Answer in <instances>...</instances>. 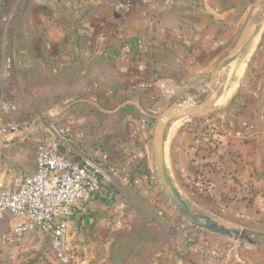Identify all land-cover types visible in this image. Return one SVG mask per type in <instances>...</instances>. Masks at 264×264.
Masks as SVG:
<instances>
[{"label":"crops","instance_id":"0c3cea01","mask_svg":"<svg viewBox=\"0 0 264 264\" xmlns=\"http://www.w3.org/2000/svg\"><path fill=\"white\" fill-rule=\"evenodd\" d=\"M263 3L264 0L32 1L29 12L34 32L29 38L33 43L43 44L45 57L57 60L56 69L103 55L107 62L104 67L113 73V78L104 76L98 98L75 99L68 105L65 100L56 101L47 106V112L38 120L29 121L15 131L11 127L0 130V184L20 180L35 171L37 144L48 136L49 126L42 125L43 117H52L61 125L71 106L82 102L105 117L98 126L100 141L93 146L89 126L84 127L85 133L79 127L82 123L87 125L88 119L70 112L68 124L76 122V125L73 129L71 125L64 126L71 131L72 140L61 151L71 159H77L81 152L95 157L106 153L122 171L114 183H132L144 189L147 138L152 132L151 121L159 114L160 100L186 89L192 79L199 80V84L207 81L218 61L234 46L247 20L262 9ZM252 48L236 95L229 103L230 109L220 121L202 130L194 126L178 129L184 119L180 117L170 125L166 136L170 138L165 151L169 155L168 176L177 185L186 183L185 195L196 206L240 225L264 220V25ZM222 76L223 70L218 77L220 81ZM236 84L225 102H229ZM188 89L197 91L198 85ZM224 103L213 105L212 111ZM117 113L128 129L124 136L113 133L112 122L106 120ZM84 140L86 149L79 144ZM145 199H149L148 195ZM97 201L100 200L88 205L85 214L76 213L70 226L73 230L80 225L82 237L79 239L72 231V242L89 240L92 222L101 227L105 217L110 221L111 212L109 217L87 214L90 206L98 205ZM22 222L25 219L0 217V236ZM39 235L28 234L25 241ZM178 235L168 230L164 233L172 264H217L207 255L190 251L189 245L196 242L187 231ZM199 241L221 251L236 250L244 264H264V248L237 247L221 237L203 234H199ZM32 246L40 249L41 242ZM13 248L0 244V259L13 258ZM86 250H83L86 254L92 252L93 247ZM229 262L241 264L233 259Z\"/></svg>","mask_w":264,"mask_h":264},{"label":"rangeland","instance_id":"374dc122","mask_svg":"<svg viewBox=\"0 0 264 264\" xmlns=\"http://www.w3.org/2000/svg\"><path fill=\"white\" fill-rule=\"evenodd\" d=\"M32 1L34 0H0V130L14 126L18 129L32 122V120H38L47 112L46 107L53 101L65 100V104H67L75 99L82 101L88 97L91 99L94 96L98 98L104 86V76L113 78V73L111 75V71L104 67L106 61L103 55H98L88 62H80L56 69L57 60L54 57H45L42 52L43 44L33 43L29 38L30 33L33 34L34 32L30 26L34 24L31 20V12H29V5ZM105 65L107 66V64ZM245 71L246 65L228 103L225 102L222 107L207 114L184 117L177 128L185 129L194 126L195 129L202 130V127L208 128L214 122L220 121L226 111L230 109L229 103L236 95L238 83ZM195 85H198V90L192 89L190 92L188 88H194ZM105 86L109 87L108 84ZM76 91L80 92L76 93ZM207 93L208 80L199 84V80L192 79L190 86L186 84V89L172 93L171 98L160 100L159 114L156 116H159L167 107L180 102L197 106ZM195 94L201 95L202 99L194 101L193 96ZM70 111L69 109V113L64 117L63 124H60L61 126L71 125L73 129L76 122L68 124V121H71L68 120ZM43 118L45 121L42 125L56 124L52 117ZM155 121L156 119L151 121L152 132L148 134L147 138L148 158L147 166L143 170V176L146 180L145 183H142L144 189L142 187L137 188L132 183H114V185H109L101 194L107 193V196H98L99 198L94 199L95 201L100 200L97 201L98 205L96 203L94 208L89 207L87 214L92 217L98 215L109 217V213H112L110 221L105 217L101 227H95L94 222H92L91 227L93 228H91V234L88 235L89 240L78 241L76 239L74 243L79 252L85 251L90 246L93 247V253L90 251L89 255L87 252L89 264H172L173 259L170 255L168 238L164 236L166 230L171 234L176 233L177 236L183 231H187L193 240L198 239L199 234L220 237L185 220L162 194L155 175L152 156V135ZM85 126L87 125L83 123L79 125L82 133H85ZM123 126L121 119H113L112 130L118 129L120 131V127L123 128ZM168 129L169 127L166 129V133H168ZM107 132L109 131L106 126L105 133ZM86 136L87 134L82 138L86 139ZM169 139L166 141L167 148L169 147ZM85 141L79 143L82 144L83 149L86 147ZM165 158V162L167 161L166 163L169 165V155L166 156L165 154ZM169 180L173 181V183L171 182L173 187L180 198L188 204L187 206L192 213L210 216L215 221L231 223L249 234H264L263 219L240 225L215 217L202 210L199 205L196 206L193 200L185 195L183 186L186 183L177 185L174 178L170 179L169 177ZM147 195L150 200L145 199ZM120 203L124 206L119 207ZM117 211H119L118 214ZM73 228H75L76 237L81 239V226L77 224ZM26 236L11 246V248L14 247L11 251L13 258L0 259V264H51L49 244L44 236L39 235L35 239L25 241L28 238ZM221 238L227 244L237 247L250 246L228 238ZM36 241L41 242L40 249L33 248L32 245ZM20 246L21 248H19ZM3 251L1 250V252Z\"/></svg>","mask_w":264,"mask_h":264},{"label":"built area","instance_id":"2783aa9c","mask_svg":"<svg viewBox=\"0 0 264 264\" xmlns=\"http://www.w3.org/2000/svg\"><path fill=\"white\" fill-rule=\"evenodd\" d=\"M47 135L37 144L35 171L0 184V217L25 219L1 235L0 244L13 246L26 235L38 233L48 241L51 264H89L87 254L72 242L75 228L70 224L77 212L86 213L88 205L113 185L122 171L106 153L95 157L81 152L77 159L69 158L61 151L72 140L71 131L64 126L49 125ZM189 249L217 264H231L230 259L244 264L236 250L221 251L205 241L191 243Z\"/></svg>","mask_w":264,"mask_h":264},{"label":"water","instance_id":"95a60500","mask_svg":"<svg viewBox=\"0 0 264 264\" xmlns=\"http://www.w3.org/2000/svg\"><path fill=\"white\" fill-rule=\"evenodd\" d=\"M263 25L264 3L262 9L247 20L232 49L218 61L208 79V93L203 100L197 106H190L180 102L167 107L157 116L152 135V156L155 175L162 194L174 207L175 211L198 228L241 244L259 248H264L263 233L249 234L231 223L215 221L210 216L197 215L191 212L187 204L181 200L172 183H170L163 156V140L168 125L175 119L187 116H200L212 112V106L217 101L219 93L225 85V80L223 79L218 82L220 72L244 53L246 48L260 34ZM200 99L202 97L199 94L193 96L194 101Z\"/></svg>","mask_w":264,"mask_h":264},{"label":"trees","instance_id":"16d2710c","mask_svg":"<svg viewBox=\"0 0 264 264\" xmlns=\"http://www.w3.org/2000/svg\"><path fill=\"white\" fill-rule=\"evenodd\" d=\"M47 108L49 107H46V109ZM70 110H71L70 112L74 114L76 117L88 119L89 124L87 123V126H89L88 128L90 130L88 134L91 137H93L92 145L97 146L98 142L100 141V138L98 137V135H95V134L97 133L96 130H98L99 123L102 124L104 122L103 120L105 119L104 115L100 113L99 110H97L95 107H92L90 105L83 104L80 102L73 104ZM116 118L121 119V116L119 113L113 115V117H110V118L106 117V120H110L113 123V119H116ZM120 129H121L120 131H118V129H113V131L115 134L119 133V134H122L123 136L127 134L128 129L125 126H123V128L120 127ZM99 147L102 148V144H100ZM197 241H199V237L198 239L194 240V242H197Z\"/></svg>","mask_w":264,"mask_h":264},{"label":"bare ground","instance_id":"6f19581e","mask_svg":"<svg viewBox=\"0 0 264 264\" xmlns=\"http://www.w3.org/2000/svg\"><path fill=\"white\" fill-rule=\"evenodd\" d=\"M263 6V5H262ZM256 42V41H255ZM254 42V43H255ZM252 44L251 43L247 48L246 50L244 51V53L239 57L237 58L235 61H233V63H231L228 67L224 68L223 69V80H225V85L223 87V89L221 90V92L219 93V97L217 99V101L213 104V105H220L222 103H224L228 97V94H229V91L231 90V88L237 83L244 67H245V61H246V58H247V55H249L248 53L251 51L252 48ZM249 60V59H248ZM247 65V64H246ZM221 79V77H220ZM227 104V103H226ZM223 106V105H222ZM183 118V117H182ZM178 119V118H177ZM176 120V119H175ZM174 120V121H175ZM172 121L168 127H170V125L174 122ZM176 125V124H174ZM171 130V129H169ZM171 132V131H170ZM167 134V133H166ZM166 134H165V137H164V140H163V156H164V162H165V151L167 149L166 147V142H165V138H166ZM169 135V134H168ZM167 162V161H166ZM165 162V167H166V170L169 169L167 168V163ZM169 167V166H168ZM171 179V178H170ZM171 183V181H170ZM182 200V199H181ZM183 201V200H182ZM185 204H187L185 201H183ZM188 205V204H187Z\"/></svg>","mask_w":264,"mask_h":264}]
</instances>
